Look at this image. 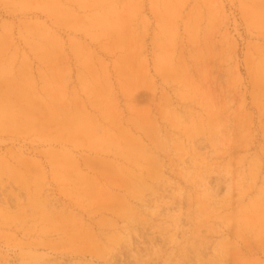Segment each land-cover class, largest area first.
I'll list each match as a JSON object with an SVG mask.
<instances>
[{
    "label": "rangeland",
    "instance_id": "374dc122",
    "mask_svg": "<svg viewBox=\"0 0 264 264\" xmlns=\"http://www.w3.org/2000/svg\"><path fill=\"white\" fill-rule=\"evenodd\" d=\"M0 264H264V0H0Z\"/></svg>",
    "mask_w": 264,
    "mask_h": 264
},
{
    "label": "bare ground",
    "instance_id": "6f19581e",
    "mask_svg": "<svg viewBox=\"0 0 264 264\" xmlns=\"http://www.w3.org/2000/svg\"><path fill=\"white\" fill-rule=\"evenodd\" d=\"M201 155H203V154H201ZM251 182H253V180H251ZM252 184V183H251ZM259 191V190H258ZM242 192V191H241Z\"/></svg>",
    "mask_w": 264,
    "mask_h": 264
}]
</instances>
